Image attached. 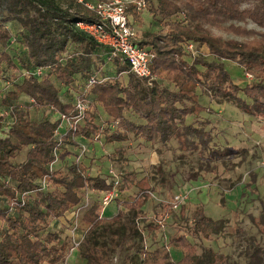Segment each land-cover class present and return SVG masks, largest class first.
Here are the masks:
<instances>
[{
	"label": "trees",
	"instance_id": "1",
	"mask_svg": "<svg viewBox=\"0 0 264 264\" xmlns=\"http://www.w3.org/2000/svg\"><path fill=\"white\" fill-rule=\"evenodd\" d=\"M145 1L143 10L132 3L126 9L135 42L154 55L152 81L138 77L124 58L109 59L108 47L76 27L79 21L100 22L86 5L0 0V264H61L73 247L64 235L75 221L68 214L80 207L76 222L79 231L86 230L79 246L85 264H110L128 238L136 243L123 264H239L201 243L218 240L228 225V219L209 216L202 202L191 217L186 202L177 209L165 204L169 213L180 212L186 226L167 245L149 249L144 233L159 225L148 220L143 206L157 190L160 169L140 174L124 164L115 179L111 166L93 169L81 144L88 150L97 139L92 145L99 149L101 138L106 145L140 138L160 154L179 152L180 160L197 151L206 161L203 171L212 164L216 171L212 158L222 162L235 151L214 142L210 104L231 103L264 117V32L246 26L264 27V0ZM225 60L254 79L239 85ZM92 76L95 83L88 87ZM80 98L88 103L83 119L74 129L62 125V115L77 114ZM31 107L48 116L34 117ZM23 152L25 159L18 161ZM114 190L121 195L119 209L103 217L102 196ZM250 219L264 235V200L260 215ZM248 238L249 264H264V248Z\"/></svg>",
	"mask_w": 264,
	"mask_h": 264
},
{
	"label": "rangeland",
	"instance_id": "2",
	"mask_svg": "<svg viewBox=\"0 0 264 264\" xmlns=\"http://www.w3.org/2000/svg\"><path fill=\"white\" fill-rule=\"evenodd\" d=\"M246 26L264 32V27L254 23ZM214 33L240 41L247 40V37L236 36L222 30H214ZM224 65L233 80L241 86L254 79L252 74H249L250 76L244 74L242 67L233 61L225 60ZM201 100L205 104L208 103L205 97ZM211 108L214 111L212 124L216 125L213 130L216 133L214 142L235 151L233 156L227 155L222 162L220 158H212L218 164V167H215L216 171H212L213 164L209 166L210 172L203 171L206 161L199 157L197 151L187 152L180 160L179 152L165 150L160 154L155 147L143 146L140 138L107 145L101 138L98 142L99 149H92L91 145L97 142V139H94L88 143L85 154L91 158V165L95 166L93 169L98 171H102L105 166H111L119 173L124 164L127 168L136 166L140 174L160 169L157 190L143 206L148 220H153L159 225L153 232L144 233L149 249L167 245L173 235L184 231L181 227L186 226V221L180 218V212L169 213L165 206L170 204L176 195L183 194L187 197L185 200L190 217L195 206L202 202L209 216L228 219L226 232L221 238L216 241L203 240L201 243L212 246L215 251L230 255L232 261L249 264L248 236H254L264 248V235L250 219L251 216L260 215L261 201L264 200V117L250 115L231 103L222 105L211 103ZM1 112L6 114L4 109ZM31 112L34 117L48 116L46 111H38L36 107H31ZM126 157L131 160L127 161ZM22 158L23 156H20L17 160ZM199 159H202L203 165L199 163ZM162 164L165 168L161 166ZM115 193L117 195L114 199L101 207V216L110 217L118 211L116 197L120 198L121 195L117 190ZM71 216L69 213L68 217ZM63 223L59 222L57 227H63ZM71 229L64 228V235L70 234ZM85 231L80 230L79 235L83 236ZM128 241L111 255L110 264H123L127 256L133 253L136 240L128 238ZM171 251L174 258L178 259L176 250L172 248ZM61 264H85V260L79 255V248L73 250L71 248L66 260Z\"/></svg>",
	"mask_w": 264,
	"mask_h": 264
},
{
	"label": "built area",
	"instance_id": "3",
	"mask_svg": "<svg viewBox=\"0 0 264 264\" xmlns=\"http://www.w3.org/2000/svg\"><path fill=\"white\" fill-rule=\"evenodd\" d=\"M76 1L95 11L100 18V22L95 23L79 21L76 23V27L78 29L91 36L99 44L108 47L109 59L122 57L129 62L132 72H134L138 77L148 79L149 81L156 79V75L153 74L150 67V62L154 55L151 51L139 46L135 42V32L129 25L126 9L127 4L132 3L137 6L138 10H143L146 7L145 0H106L97 3L87 0ZM41 72V69L37 70V74H41ZM94 83L95 78L92 76L89 79L88 87ZM87 109L88 103L84 99H77L75 101V110L77 111V114L62 115V125H66L67 127L74 129L76 124L83 119ZM86 150L87 145L82 143V153L86 152ZM110 173L115 179L118 178V175L113 169L110 170ZM42 184L43 188H46V178L43 179ZM115 192L116 190L108 192L102 196V207L108 205L114 199L117 195ZM186 198L187 197L183 194H179L176 195L170 203L177 209L182 203L186 202ZM80 210L81 207L72 213V216L75 217V221L70 227V229H72L69 234L73 244L72 250L79 248L85 237V234L83 236L79 235L80 232L77 225L78 223L76 222Z\"/></svg>",
	"mask_w": 264,
	"mask_h": 264
},
{
	"label": "crops",
	"instance_id": "4",
	"mask_svg": "<svg viewBox=\"0 0 264 264\" xmlns=\"http://www.w3.org/2000/svg\"><path fill=\"white\" fill-rule=\"evenodd\" d=\"M10 26H12L14 29H16V30H19L20 29V27H19V25H17V23H14L13 25H10ZM210 106H211V104H210ZM143 141V140H142ZM143 143V142H142ZM91 147H92V149H93V145H91ZM25 155H26V153L25 152H23L21 155H19L18 156V158L20 157V156H23V158L22 159H20L19 161H23L24 159H25Z\"/></svg>",
	"mask_w": 264,
	"mask_h": 264
}]
</instances>
